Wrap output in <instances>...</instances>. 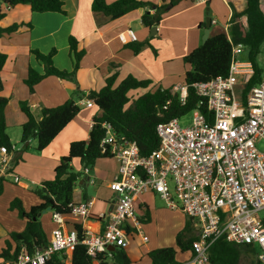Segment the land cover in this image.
Wrapping results in <instances>:
<instances>
[{
    "label": "built area",
    "instance_id": "2783aa9c",
    "mask_svg": "<svg viewBox=\"0 0 264 264\" xmlns=\"http://www.w3.org/2000/svg\"><path fill=\"white\" fill-rule=\"evenodd\" d=\"M193 1L206 4L211 0ZM127 35L136 41L133 31ZM244 53L243 45L234 46L228 75L194 86L199 102L190 126L182 127L181 118L158 125L161 147L149 157L140 154L135 142L104 124L102 153L116 159L119 167L109 184L116 193V207L98 216L105 221L102 232L83 228L80 241L78 230H67L64 216L53 213L58 227L45 249L33 254L23 249L16 261L0 260V264H47L54 254H73L80 243L96 264L112 259L109 247H126L139 227L136 202L146 193L159 195L170 209L182 211L193 222L198 238L193 258L186 264H209V251L222 238L252 247L258 262L264 264V68L261 82L246 90L256 68L250 59L242 58ZM175 91L185 105L187 87ZM86 107H94L93 100ZM11 160L8 149L1 147L0 178L12 177L20 184ZM89 173V167L83 170L94 185ZM93 207L92 200L71 204V217L78 222L88 220Z\"/></svg>",
    "mask_w": 264,
    "mask_h": 264
},
{
    "label": "crops",
    "instance_id": "0c3cea01",
    "mask_svg": "<svg viewBox=\"0 0 264 264\" xmlns=\"http://www.w3.org/2000/svg\"><path fill=\"white\" fill-rule=\"evenodd\" d=\"M63 1L65 15L59 13L39 14L33 12L29 5H18L9 9L3 4V0H0L3 10L6 12V17L0 21V28H6L13 24H32L31 28L22 26L18 32L5 35L0 40V52L8 57L2 71L4 89L0 95L10 98L5 114L11 141L14 136H11L9 132L10 127L18 128L21 135V126L28 120L20 107L21 102H28L38 121L41 120L42 108L57 107L69 100L75 101L80 107L83 106L80 114L46 149L41 151L45 162L48 163L46 170L48 176L43 181L52 179L49 174L53 173L54 176V170L58 166L59 160L68 155L72 142L89 139L93 118L98 112L95 107H86V102L90 100L87 98L90 91H100L104 88L106 79L115 74L118 75L117 84L128 76H134L139 80H151L150 89L153 91L158 88H174L175 90L176 87L184 86L185 83L181 84L182 81L177 77L182 74L183 79L185 78L186 72L189 70L184 62V57L202 45L203 35L207 29V11L209 10L212 22L216 21L210 27L209 37H211L219 33L228 34L234 12L242 13L247 8V0H211L206 4L193 0H181L175 5H170L171 0H142L157 6L169 5L162 16V21L158 26H155V31L154 27L146 28L142 23V16L149 10V7L135 10L120 19L111 20L104 14L93 12L94 0ZM106 1L110 4L116 0ZM261 9L264 12V0H261ZM150 11L154 13V10ZM242 22L247 25V18L243 17ZM129 30L134 32L136 41L130 40L127 35ZM70 36L79 41L80 49H84L86 53L77 74L78 84L50 76L36 85L34 93L31 94L25 84L29 68L32 67L38 72L44 73L43 65L37 61L35 55L31 54V49L49 53L56 48L58 53L54 58L55 66L71 71L74 61L70 53ZM132 43L144 44L140 53L135 54L129 47ZM182 64H185V67ZM77 90L83 97L76 93ZM148 90L141 89V95ZM33 142L37 143L36 140H31L26 145L31 147ZM16 155L21 156L20 153L14 151L11 154V159ZM104 159L98 163L99 176L94 178L96 183L89 184L83 175L82 181L78 185L79 189L76 188L74 196L76 203L94 201L92 216L88 220L80 221L84 229L94 233L102 232L105 227V221L98 218L99 214H108L115 209L112 204L115 199L114 192L109 188V184L117 174L119 164L114 158ZM72 165L76 171H82L79 159H74ZM11 169L17 175L12 164ZM6 179H12V183L17 184L12 177ZM31 183L35 184V181ZM10 185L11 182L10 184L5 183L4 194L0 197V252L6 247L8 240L12 241L9 236L11 232H21L26 227V220L19 217L18 211L8 213L9 202L1 201L7 190H10L8 189ZM17 185L14 195H22V203L27 210L41 203L36 194H29L31 192L27 184L21 181ZM91 186L95 187L94 195L89 194ZM77 192L82 194L79 199L76 198ZM32 197H36L39 201L34 202L33 199L31 200ZM163 202L165 201L155 193H146L137 200L136 207L141 218H138L140 225L134 229V234L140 235L133 234L129 237L127 246L122 247L131 260V264H152L149 252L166 247L161 244L151 245L150 239L142 234L144 227L141 225L142 222H148L147 226L153 224L156 217L162 214ZM172 211L179 213L172 217H166V219L173 220L169 225V228L172 229L170 234L177 236L185 225V220L180 215V213H184L179 210ZM49 214L51 215L52 212L43 213L41 222L50 240L52 232L58 227V224L51 219ZM64 220L66 229H73L71 222L74 220L65 217ZM66 257L72 264V253ZM192 258L193 252H188V257H184L180 263H189Z\"/></svg>",
    "mask_w": 264,
    "mask_h": 264
},
{
    "label": "trees",
    "instance_id": "16d2710c",
    "mask_svg": "<svg viewBox=\"0 0 264 264\" xmlns=\"http://www.w3.org/2000/svg\"><path fill=\"white\" fill-rule=\"evenodd\" d=\"M179 1L181 0H171L170 5H175ZM3 4L9 9L18 5H29L33 12L39 14H66L63 0H3ZM2 6L0 2V21L6 17ZM147 7L149 10L143 14L142 23L146 28H152L160 24L169 5L157 6L142 0H116L110 4L106 0H94L92 4L94 13L104 14L111 20L120 19L135 10ZM150 10H154V13ZM243 17L247 18V25L242 22ZM22 26L31 28L32 24H13L0 28V40L5 35L18 32ZM69 45L74 61L71 71L55 66L54 58L58 53L56 48L49 53L31 49V54L35 55L37 61L44 67V73L32 67L29 68L25 84L31 94L34 93L36 85L50 76L78 84L77 74L86 53L84 49H80L79 41L73 36L69 38ZM236 45H243L247 50L246 58L255 64V75L246 85V90H249L261 82L263 74L258 61L264 45V12L261 9V0H247V8L244 12H234L228 34L219 33L209 37L205 44L184 57L185 64L191 66V70L186 72L184 78V86L188 90L185 105L180 102V95L174 88H158L153 91L150 89L151 80H139L134 76H128L117 84L118 75L115 74L106 79L105 86L100 91H90L87 98L93 100L98 112L93 118L89 139L72 142L68 155L59 160L53 178L43 181L39 190L32 191L41 201L39 205L27 210L20 199L16 198L12 201L10 210L18 211L19 217L26 220V227L21 232L14 231L9 234L12 241L6 242V247L0 252V260L16 261L23 249L26 253L33 254L47 247L49 238L43 228L41 216L48 209L65 218H72L71 204L76 203L75 190L82 181L83 170L94 167L100 159L112 158L102 153L101 142L106 133L104 124H110L118 135H123L135 142L140 149V154L143 157H149L161 147V139L157 132L158 125L174 118L184 117L196 109L199 97L194 86L220 76H227L233 60V47ZM143 46L144 44L138 43L129 45L135 54L140 53ZM7 59V55L0 52V93L4 89L2 71ZM140 89L149 90L130 105V93ZM76 93L81 95L79 90ZM9 102L10 98L0 95V148L6 147L9 154H12L15 146L8 134L5 114ZM165 106L167 109L164 108ZM20 107L28 118L27 122L21 126V144L28 149L29 146L26 144L36 140L39 152L46 149L82 111L75 101L69 100L57 107L42 108L41 120L38 121L28 102H21ZM74 159L80 160L82 171L75 170L72 165ZM6 182L11 181L0 178V197L4 194ZM73 220L71 226L78 230L79 239L82 241L83 225ZM197 238L193 222L189 220L185 228L177 234L175 247L152 250L149 252V258L152 264H183L177 261L178 253L193 252V243ZM251 252L256 255V260L252 264H260L257 260V252L252 247L231 244L222 238L212 245L209 251V264H242L243 253ZM112 254V260H104L99 264H131V260L122 247H116V251ZM66 259L67 257L62 254H54L47 264H65ZM72 264H96V261L87 254L86 246L80 243L73 251Z\"/></svg>",
    "mask_w": 264,
    "mask_h": 264
},
{
    "label": "rangeland",
    "instance_id": "374dc122",
    "mask_svg": "<svg viewBox=\"0 0 264 264\" xmlns=\"http://www.w3.org/2000/svg\"><path fill=\"white\" fill-rule=\"evenodd\" d=\"M245 57L246 56L244 53V55H242V58H245ZM258 61H259V65L261 66V68H264V45L261 48V53L258 57ZM186 65H187L188 70H191V66L188 64H186ZM182 66L185 67V64H182ZM177 78H179L178 80L182 81L181 84H183V82H184L183 75L181 74ZM141 93H142L141 89L138 91H132L130 93V98H131L130 105L133 104V102L141 95ZM81 107L83 108V106H81ZM193 117H194L193 112H190V113L186 114L184 117H181L180 125L182 127L190 126L192 124ZM9 132L11 133V136H14L13 137L14 139L12 142L15 146V151H17L21 155V156L16 155L11 160L10 166L12 164V166L15 168V173L18 176H20L21 181L24 184H27L29 186V188H30L29 191L31 192L29 194L33 195L32 193H34V192H32V191L33 190H39L41 188L42 181L44 180V178H46V176H48V174H46L48 163L45 162V159L43 158L42 152H39L37 150V143L36 142H33L31 147H29L28 149H25V147H23V144H21V142H20V136L21 135H20V132L18 131V128L12 126V127H10ZM103 160H105V159L98 160L96 162V165L94 167L90 168L91 174L89 173V175L92 178H96L97 176H99V174H98L99 173V166H98L99 164L98 163H100ZM43 169H45V171H43ZM43 176H45V177H43ZM49 176H51V178H53V173L51 175L49 174ZM112 180H113V178H112ZM10 181H11V185L8 187V189H10V190H7L6 195L4 196V198H2L1 201L5 200V202H9V207H8L9 211H7L8 213H13V212L16 213L17 212L16 210H12V211L10 210L11 203H12V201H14L16 199V197L20 198L21 201H23V199L21 198L22 195H20V196L14 195L18 185L13 184L12 179ZM32 181H35V184L31 183ZM78 189H79V187H78ZM89 192H90L89 193L90 195H94L95 194L94 193L95 187L91 186L89 188ZM81 197H82V194L77 192L76 198L79 199ZM113 197H116L115 192L113 193ZM32 199L34 202L39 201V200H37L36 197L35 198L32 197L31 200ZM48 212H50V211H47L46 213H48ZM161 213L162 214L160 216H157L155 221L153 222V224H151L150 226H147L148 222H142L141 223L142 227H144L142 234L144 236H147V238L150 239L151 245L161 244L162 246L163 245L166 246L163 248L175 247L176 246V240H175L176 236L175 235L171 236L170 233H171L172 229L169 228V225H171L173 220H167L166 217H169V216L172 217L179 212L172 211L165 204V202H163V205L161 208ZM180 215L183 216V218L185 220V225L183 227V229H184L186 226V223L190 220V218L187 217L186 215L182 214V213H180ZM136 216H137V218H141L140 212L138 211L137 207H136ZM50 217L53 220V213L50 215ZM195 233L197 235L196 230H195ZM134 235H140V234L135 233ZM184 257H188V253H180L179 252L177 255V261L181 262L180 260L184 259ZM255 260H256V255L254 253H252V252L251 253H243L242 264H252V262ZM65 264H70V260L66 259Z\"/></svg>",
    "mask_w": 264,
    "mask_h": 264
},
{
    "label": "water",
    "instance_id": "95a60500",
    "mask_svg": "<svg viewBox=\"0 0 264 264\" xmlns=\"http://www.w3.org/2000/svg\"><path fill=\"white\" fill-rule=\"evenodd\" d=\"M212 25V18L210 16L209 10L207 11V18H206V27L207 29L205 30V33L203 35V39H202V45L205 44L207 42V40L209 39V35H210V27ZM153 30L156 31V28L154 27ZM113 206L116 207L115 204V200L113 201ZM47 211H51L50 209H48ZM47 211H45L44 213H46ZM116 247H109L110 251H115Z\"/></svg>",
    "mask_w": 264,
    "mask_h": 264
}]
</instances>
